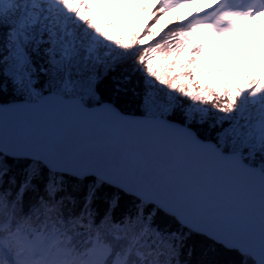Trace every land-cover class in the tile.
<instances>
[{
	"label": "snow or ice",
	"instance_id": "6c2138e0",
	"mask_svg": "<svg viewBox=\"0 0 264 264\" xmlns=\"http://www.w3.org/2000/svg\"><path fill=\"white\" fill-rule=\"evenodd\" d=\"M195 3L0 0V264H264V0Z\"/></svg>",
	"mask_w": 264,
	"mask_h": 264
},
{
	"label": "trees",
	"instance_id": "16d2710c",
	"mask_svg": "<svg viewBox=\"0 0 264 264\" xmlns=\"http://www.w3.org/2000/svg\"><path fill=\"white\" fill-rule=\"evenodd\" d=\"M176 15H177V19H178V21L181 22L182 19L185 20V17H186V16H188V17L190 16V8H189V7H184V8H182V9L180 10V12L177 13ZM180 18H182V19L180 20ZM149 22H150V21H149ZM168 26H171V25H168ZM165 30H166V29H165ZM124 107H125V109H126L129 113H131V114H135V113L138 111V106L133 105V104H131V103L124 105Z\"/></svg>",
	"mask_w": 264,
	"mask_h": 264
},
{
	"label": "rangeland",
	"instance_id": "374dc122",
	"mask_svg": "<svg viewBox=\"0 0 264 264\" xmlns=\"http://www.w3.org/2000/svg\"><path fill=\"white\" fill-rule=\"evenodd\" d=\"M203 9H204V8H203ZM203 9H202V8H198V9H196V10L194 11V13H196L197 11H198V12H202ZM181 19H182V18H180V20H181ZM182 20H183V19H182ZM182 20H181V21H182ZM143 22H144V20L142 19L141 24H143ZM162 23H166V22H162ZM245 35H247V33H244V34H241V35H238V36H235V37L228 38V40H229V42L232 43V44H239V41H241V39H243V37H244ZM217 63H218V61H217ZM242 86H243V84H242Z\"/></svg>",
	"mask_w": 264,
	"mask_h": 264
}]
</instances>
